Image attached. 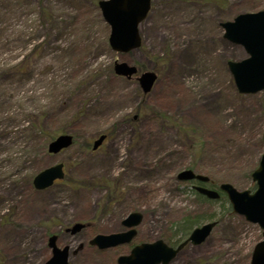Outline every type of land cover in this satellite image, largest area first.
Listing matches in <instances>:
<instances>
[{
	"label": "rangeland",
	"instance_id": "374dc122",
	"mask_svg": "<svg viewBox=\"0 0 264 264\" xmlns=\"http://www.w3.org/2000/svg\"><path fill=\"white\" fill-rule=\"evenodd\" d=\"M99 1L0 0V264H44L52 233L76 252L88 233L115 232L136 211L135 242H179L192 215L219 222L173 264H251L260 227L227 198L200 199L178 175L193 170L255 191L264 91L238 93L228 63L248 54L223 24L264 11V0H151L142 45L121 54L109 45ZM118 61L154 72L156 83L144 94L137 79L115 73ZM60 134L74 143L50 154ZM60 164L65 178L36 189L34 178ZM88 221L96 226L85 238L60 233ZM81 259L73 253L70 264Z\"/></svg>",
	"mask_w": 264,
	"mask_h": 264
},
{
	"label": "water",
	"instance_id": "95a60500",
	"mask_svg": "<svg viewBox=\"0 0 264 264\" xmlns=\"http://www.w3.org/2000/svg\"><path fill=\"white\" fill-rule=\"evenodd\" d=\"M99 6L103 17L111 26L110 45L113 50L127 53L137 49L141 45L139 24L146 18L150 10V0H106ZM225 38L230 42L245 48L249 57L241 62H229L230 71L234 77L237 90L241 94H257L264 91V11L239 15L233 22L223 24ZM137 72L136 67L127 63L115 64V73L119 76L132 77ZM157 75L153 72H145L139 82L144 91L148 93L153 87ZM105 137H100L94 143L97 149ZM72 144L71 136H61L51 143L49 151L58 153L63 148ZM62 165L46 169L36 176L34 185L38 190L51 186L56 179L63 178ZM257 184L255 193L250 191L240 192L230 184H222L220 189L224 191L232 205L234 212L246 218L248 222L258 224L264 230V153L261 157L258 169L252 174ZM181 181L198 180L207 182L208 178L196 175L192 170L182 171L178 175ZM197 191L209 199L216 200L220 195L210 189L198 187ZM142 221V215L132 213L124 221L127 227H136ZM215 223L203 225L195 229L188 242L199 245L205 241L215 227ZM81 224L74 227L79 230ZM135 235V230L127 233L100 235L92 244L101 248L114 247L121 243L129 242ZM55 238H51V246L55 249V256L49 264H68V247L59 250L55 247ZM185 243V244H186ZM178 249L167 246L163 241L152 244H142L133 249L131 255L121 257L120 264H170L175 255L184 247ZM252 264H264V234L263 240L258 243L253 251Z\"/></svg>",
	"mask_w": 264,
	"mask_h": 264
},
{
	"label": "flooded vegetation",
	"instance_id": "af4514ba",
	"mask_svg": "<svg viewBox=\"0 0 264 264\" xmlns=\"http://www.w3.org/2000/svg\"><path fill=\"white\" fill-rule=\"evenodd\" d=\"M83 223H84V226H82V228L80 230H77L75 232L73 231V228H74L73 225H74V223H72L69 226L67 225L65 227L64 226H60L61 227L60 233H63L65 235L79 236V237L85 238L86 234H84V233H86L87 231L92 232L90 230H92L96 225H95V223L93 221H88V222H83ZM126 230L127 229L125 228V226L123 225V223H121V228L119 230L115 231V232H124ZM139 232H140V230H139V226H138L136 228V232H135V235H134L133 239L128 244L118 245L116 247H112V248H108V249L101 248V247L96 246V245H91V241L95 237H97L99 234H101V233H96V234H93V235H90L88 233V238H87L88 243H87V245H86V242L87 241L86 240L85 241L83 240L84 242L79 245V250L78 251L72 252V250L70 248V250H69V264L71 262L70 258L73 255V253H75V255L78 256V259L79 260H80V258H82L81 261L83 263H85V264H99V261L100 260H102V264H119L118 263V258L120 256H124V255L130 254L131 251H132V249L134 247H136L137 245H139L141 243H144V242L149 243V242H154L155 241V240H152V241L148 240V241H142V242H139V241H136L135 242V239L138 237ZM171 232H173V231H171ZM111 233H114V232H111ZM52 236H55V238H56L55 245L58 248L63 249L64 247H67L68 246L66 243H64V242H62L60 240V235H57V234H53L52 233L47 238L48 239V242H47L46 250H47L49 256H47L45 258L46 261L44 262V264L47 263L49 260L53 259L54 254H55L54 247H51L50 246V237H52ZM179 236L182 237L181 234H179ZM186 239H187V237L184 236V240L183 241H185ZM166 242H167L168 245H170L172 247H177L178 244H179L177 241H172V243L171 242H168V241H166ZM122 248H124L126 251H122L123 250ZM185 248L183 250H185ZM183 250H181V251H183ZM178 254L176 255L175 259L177 258ZM117 255H118V257L116 259V256ZM107 257L110 258V260H109L108 263H107V259H108ZM90 258L95 259V261L94 262H90ZM174 260H173V262H174ZM173 262H172V264H173Z\"/></svg>",
	"mask_w": 264,
	"mask_h": 264
},
{
	"label": "trees",
	"instance_id": "16d2710c",
	"mask_svg": "<svg viewBox=\"0 0 264 264\" xmlns=\"http://www.w3.org/2000/svg\"><path fill=\"white\" fill-rule=\"evenodd\" d=\"M193 131V130H192ZM186 132H189L186 130ZM194 132V131H193ZM201 139L198 138V143L201 144V146L203 145V143H201L200 141ZM89 146V145H88ZM202 152L204 153L205 152V149H202ZM199 153H201V150H199ZM202 153V154H203ZM201 155V154H200ZM252 173V172H250ZM210 185L212 186V188H217L218 185L217 184H213L210 183ZM195 195L197 197H199L200 199H203V200H206V198L200 196L199 194H197L196 192H194ZM223 199V197H222ZM221 199V200H222ZM214 219H210V221H213ZM202 220H198V215H192L190 217H186L185 219H183V221L181 222V225L179 226V230L177 233H180L182 235V238H184V236H188V234L192 231L193 228H195L196 226H199L202 224ZM205 222V221H204Z\"/></svg>",
	"mask_w": 264,
	"mask_h": 264
}]
</instances>
